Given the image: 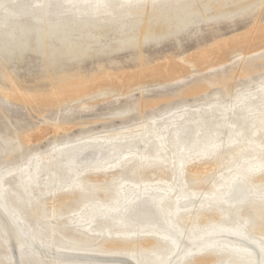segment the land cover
Instances as JSON below:
<instances>
[{
  "label": "rangeland",
  "instance_id": "1",
  "mask_svg": "<svg viewBox=\"0 0 264 264\" xmlns=\"http://www.w3.org/2000/svg\"><path fill=\"white\" fill-rule=\"evenodd\" d=\"M14 1L0 264H264V0Z\"/></svg>",
  "mask_w": 264,
  "mask_h": 264
},
{
  "label": "bare ground",
  "instance_id": "2",
  "mask_svg": "<svg viewBox=\"0 0 264 264\" xmlns=\"http://www.w3.org/2000/svg\"><path fill=\"white\" fill-rule=\"evenodd\" d=\"M0 2H8L9 3V9L10 10H17V13H21V12H29L30 10H29V7H28V3H26V2H22V3H18V2H15L14 0H2V1H0ZM31 9V8H30ZM29 10V11H28ZM19 11V12H18ZM233 179L234 178H232L230 181H233ZM163 189H166L165 187L163 188ZM152 196H153V194H152ZM155 196H158V197H160V199H161V201H163V202H161V203H167L168 201H170V203L172 204V208H175V212L173 211L172 212V215L173 216H176V214H178V213H181L182 212V206H183V204H182V199H180V198H177V199H172V195H171V192H167V191H165V192H160V194H156ZM154 197V196H153ZM173 198H174V196H173ZM168 204V203H167ZM168 234H166V233H162V234H160L158 237L159 238H161L162 240H164V239H166V236H167ZM169 236V235H168ZM174 241V240H173ZM175 243H176V245H177V242L176 241H174ZM174 248V247H173ZM245 249V247H239V246H235V247H232V248H230V249H235L234 251H236L237 249V251L236 252H238L239 253V250L240 249ZM247 251H249V250H247ZM242 253V252H241ZM247 253V256H253L254 257V254L253 253H251V252H249L250 254H248V252H246ZM155 261H158L159 263H161L162 261H159V260H155ZM146 263H149L150 264V261L149 260H147L146 261Z\"/></svg>",
  "mask_w": 264,
  "mask_h": 264
}]
</instances>
